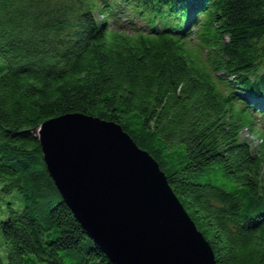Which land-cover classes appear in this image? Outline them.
I'll return each mask as SVG.
<instances>
[{
  "label": "trees",
  "instance_id": "16d2710c",
  "mask_svg": "<svg viewBox=\"0 0 264 264\" xmlns=\"http://www.w3.org/2000/svg\"><path fill=\"white\" fill-rule=\"evenodd\" d=\"M73 113L156 159L217 264H264V0H0V264H113L43 159Z\"/></svg>",
  "mask_w": 264,
  "mask_h": 264
},
{
  "label": "water",
  "instance_id": "95a60500",
  "mask_svg": "<svg viewBox=\"0 0 264 264\" xmlns=\"http://www.w3.org/2000/svg\"><path fill=\"white\" fill-rule=\"evenodd\" d=\"M37 136L61 197L113 264H217L159 163L121 125L65 114Z\"/></svg>",
  "mask_w": 264,
  "mask_h": 264
},
{
  "label": "rangeland",
  "instance_id": "374dc122",
  "mask_svg": "<svg viewBox=\"0 0 264 264\" xmlns=\"http://www.w3.org/2000/svg\"><path fill=\"white\" fill-rule=\"evenodd\" d=\"M96 17L100 23L103 22L102 20L104 17L101 14L96 13ZM111 22L113 24V28L117 29L116 27L118 26L113 23V20ZM236 90L240 94L245 95V92H243L240 88ZM254 117L256 119L254 122L255 124L254 127H255V132L257 133L255 134L254 132H251V130L245 129L241 133L240 139L249 143L251 145V148L254 154L259 155L262 152L261 143L263 141H262V136L260 134H264V119H262L261 116H259L258 114L257 115L255 114Z\"/></svg>",
  "mask_w": 264,
  "mask_h": 264
},
{
  "label": "bare ground",
  "instance_id": "6f19581e",
  "mask_svg": "<svg viewBox=\"0 0 264 264\" xmlns=\"http://www.w3.org/2000/svg\"><path fill=\"white\" fill-rule=\"evenodd\" d=\"M114 20V19H113ZM115 21V20H114ZM119 24V23H118Z\"/></svg>",
  "mask_w": 264,
  "mask_h": 264
}]
</instances>
